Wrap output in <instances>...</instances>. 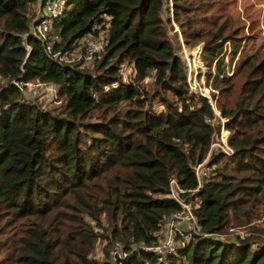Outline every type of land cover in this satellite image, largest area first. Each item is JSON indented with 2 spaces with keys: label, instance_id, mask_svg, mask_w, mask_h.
Returning <instances> with one entry per match:
<instances>
[{
  "label": "trees",
  "instance_id": "1",
  "mask_svg": "<svg viewBox=\"0 0 264 264\" xmlns=\"http://www.w3.org/2000/svg\"><path fill=\"white\" fill-rule=\"evenodd\" d=\"M34 1L0 0V264H264V51L224 72V47L246 26L235 0H68L52 48L102 33L91 67L47 53L31 32ZM175 24L187 46L205 44L233 148L212 153L197 190L195 165L222 124L191 89ZM42 82L58 85L59 106L24 95ZM172 179L200 199L202 227L161 256L146 247L181 208ZM234 227L246 234L230 237Z\"/></svg>",
  "mask_w": 264,
  "mask_h": 264
},
{
  "label": "rangeland",
  "instance_id": "2",
  "mask_svg": "<svg viewBox=\"0 0 264 264\" xmlns=\"http://www.w3.org/2000/svg\"><path fill=\"white\" fill-rule=\"evenodd\" d=\"M41 0L34 1L29 8V15L31 16V30L33 27V21L43 12L40 4ZM230 11L236 18H240L243 20L244 24H246L245 29L241 32V39L239 40H230L229 43L224 47L221 57H225L224 63L227 65L225 67H230L231 64L236 63V66L240 64V62L245 58L248 53H253L256 51H264V0H235L233 4L230 5ZM165 13V12H164ZM164 15V14H163ZM176 25V30L179 32L180 37V49L179 52L183 55V57L188 62V73L190 78V85L192 91H196L199 94H211L213 95L214 91L210 86V81L207 79L212 78V74L209 72L215 73V69L212 66H209L207 62L203 60V55L205 54V44L201 42L193 47L187 46L186 42L183 40V35L180 27ZM171 34L174 35V30H171ZM236 45V52L232 54V48ZM81 44L78 42V45L74 47L69 53L67 52L65 55V59L74 62L79 61L82 65L92 66L93 62L90 64L87 62L84 63V60L81 54ZM179 46V44H178ZM235 56V57H234ZM224 67V68H225ZM234 67V66H232ZM232 67L230 69H232ZM217 70V69H216ZM125 73L128 72V64L124 66ZM56 84L53 83H29L24 88V95L27 98L35 99L43 103L44 106H59L60 102L55 100V94L57 89ZM209 88V91L207 90ZM213 92V93H212ZM217 93V91L215 92ZM204 94V95H206ZM219 96V95H218ZM214 97V96H213ZM213 107L215 108V113L222 124L221 134L223 136H227L229 133V129L225 128L224 125L226 123V117L221 116V110L217 107L218 102H214ZM217 150L216 147H213V153ZM213 155L207 158L206 163H211V158ZM213 171L217 167L216 163H213ZM213 173V172H212ZM230 237H233L235 234L240 233L241 236L245 235L246 232L242 227H234L230 229ZM99 232H102V228H98ZM198 234V233H197ZM221 237H225V235H221ZM95 246V254H100L101 241H96Z\"/></svg>",
  "mask_w": 264,
  "mask_h": 264
},
{
  "label": "built area",
  "instance_id": "3",
  "mask_svg": "<svg viewBox=\"0 0 264 264\" xmlns=\"http://www.w3.org/2000/svg\"><path fill=\"white\" fill-rule=\"evenodd\" d=\"M67 7L68 0H41V9H43V12L33 21V27L31 30V32L44 43L47 53L60 60H66V55L60 50H53L50 34L53 30L54 19L58 18ZM78 42L84 47V52H81L80 54L84 63L87 62L90 64L92 61L94 64L95 59L106 44V38L102 33H99L98 35L87 33L81 37ZM232 66L235 67L234 64H231L230 67L224 69V72L233 73L234 67ZM231 67L232 69H230ZM207 90L209 91V88H207ZM206 96L212 105H214L213 100L214 102H217V99L210 93L206 94ZM228 135L223 136L220 134V137L212 143L207 158L212 155L213 147L226 153L233 152V148L227 141ZM207 158L203 162L195 165V173L198 179V187L196 190L202 186L204 180L210 177L213 172L214 164L210 162L206 163ZM170 184V195L181 204V208L173 211L164 219L160 230L159 240L146 247L148 250H152L161 256L175 253L181 246L189 242L195 233H199L202 227L197 212L195 211V208L200 204V199L196 197L192 200H188L186 196L183 195L187 190L182 188L176 179H172ZM116 251L117 250H115V253Z\"/></svg>",
  "mask_w": 264,
  "mask_h": 264
}]
</instances>
